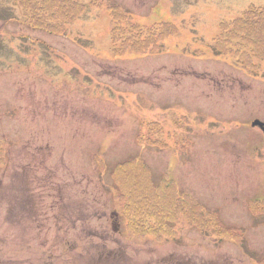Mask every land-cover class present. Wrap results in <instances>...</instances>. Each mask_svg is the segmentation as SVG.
<instances>
[{
    "label": "rangeland",
    "instance_id": "obj_1",
    "mask_svg": "<svg viewBox=\"0 0 264 264\" xmlns=\"http://www.w3.org/2000/svg\"><path fill=\"white\" fill-rule=\"evenodd\" d=\"M18 2L0 0V264H264V31L228 30L264 0H80L56 28ZM131 192L155 213L127 216Z\"/></svg>",
    "mask_w": 264,
    "mask_h": 264
},
{
    "label": "trees",
    "instance_id": "obj_2",
    "mask_svg": "<svg viewBox=\"0 0 264 264\" xmlns=\"http://www.w3.org/2000/svg\"><path fill=\"white\" fill-rule=\"evenodd\" d=\"M27 1H30V0H27ZM73 1H75V4H78L80 0H49V3L47 2V0H38V1L33 2L32 6L27 4L26 2H23V0L22 1L19 0L17 8H19L21 10L27 9L29 14H30V16H28V14L26 12V14L24 15V19H25L24 22H30V24H33L35 28H38L37 25L34 23V16L33 15H34V10L36 9V6H37L38 2H40L41 8H43L45 11H47L46 17L52 19L53 21L56 19L57 22L55 23V27H54V28H56L58 25H61V23L65 21V19L63 17H55L56 16V12L57 13L61 12V11H58L57 6H64V5L67 6L68 3H71ZM54 2H55V7H56L57 11H51L50 6ZM16 3H17V1H16ZM51 7L53 8V6H51ZM44 10H42V11L38 10V13L42 14V12ZM244 13H245V15H244ZM244 13H243V15L247 17V20L243 19L244 18L243 16H242L243 18L240 17L241 19H239V20H236V19H235L236 21L233 20V22H232L233 24L230 25L229 29H228L230 32H241L242 33V32H244L246 30L247 27L257 26V25L260 26V30L261 31H264V11H261L258 14L256 12H253L252 10H247V12L245 11ZM69 15L70 14H67V16H69ZM70 17H71V15H70ZM47 32L53 33L51 31H47ZM117 50H119V49H117ZM161 134H162V132L160 133V135ZM151 146H153V147L154 146H161V143L158 142V141L152 142ZM133 162H135L136 165L139 164L137 162V160H132V161H128L127 163H123L122 165L125 167L127 165H131V163H133ZM118 168L119 167L115 168V172L113 174L114 177H116ZM149 182H150V184L155 185L150 179H149ZM172 182L173 181H171V182L169 181V184H171ZM131 184L132 185H137V181H133ZM112 190H114V187H112ZM186 197L190 198L187 195L180 196V193L178 195L179 199H183V198H186ZM188 201L189 202L193 201V199L190 198ZM152 203H153V201H150L148 199H145V200L138 199V197L135 194H133V192H131L129 194V196L124 201L123 209L126 210L125 214H127V216H129V217L132 216L135 220H138V218H139V216H137L138 213H145L146 216L148 214H150V213H155V209L153 208ZM189 210L185 211V212L190 214L191 217H192V212H191V210L190 211ZM192 223H197V224L201 225L200 221H198V222L192 221ZM205 232H207V233L209 232V234H210L209 230L205 231Z\"/></svg>",
    "mask_w": 264,
    "mask_h": 264
},
{
    "label": "bare ground",
    "instance_id": "obj_3",
    "mask_svg": "<svg viewBox=\"0 0 264 264\" xmlns=\"http://www.w3.org/2000/svg\"><path fill=\"white\" fill-rule=\"evenodd\" d=\"M261 132V131H260ZM183 134H186V133H184V132H182ZM167 148H168V146L167 145H165ZM179 150L180 151H182V152H185V153H190V155H191V150H192V148H193V145H180L179 147ZM191 149V150H190ZM190 157V156H189ZM110 191V193H111V195H114V200H115V190H109Z\"/></svg>",
    "mask_w": 264,
    "mask_h": 264
},
{
    "label": "water",
    "instance_id": "obj_4",
    "mask_svg": "<svg viewBox=\"0 0 264 264\" xmlns=\"http://www.w3.org/2000/svg\"><path fill=\"white\" fill-rule=\"evenodd\" d=\"M252 127L258 128V129L264 131V123L259 121V120H256L255 122H253Z\"/></svg>",
    "mask_w": 264,
    "mask_h": 264
},
{
    "label": "crops",
    "instance_id": "obj_5",
    "mask_svg": "<svg viewBox=\"0 0 264 264\" xmlns=\"http://www.w3.org/2000/svg\"><path fill=\"white\" fill-rule=\"evenodd\" d=\"M164 17H166V16H164Z\"/></svg>",
    "mask_w": 264,
    "mask_h": 264
}]
</instances>
